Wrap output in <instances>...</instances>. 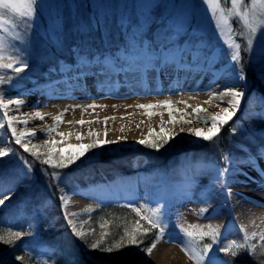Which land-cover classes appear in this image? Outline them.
I'll return each instance as SVG.
<instances>
[{
  "label": "rangeland",
  "instance_id": "obj_1",
  "mask_svg": "<svg viewBox=\"0 0 264 264\" xmlns=\"http://www.w3.org/2000/svg\"><path fill=\"white\" fill-rule=\"evenodd\" d=\"M42 2L44 7H38L37 13L32 20L31 33H25L29 37V43L25 44L23 41H20L16 45L26 51L28 67L25 71L18 74V78L17 74L6 70V75L14 78L9 84L0 85V89L6 87L25 89V86L22 87L19 84L23 79L30 80L33 78L35 80L33 75L39 72L48 74L54 70V67L46 66L54 54L53 51L57 50L59 53H65L68 49L69 41L72 39L67 34L77 29V23H88L92 17L103 18V23L98 28L89 25V31L86 33V35L95 37V42L105 39L112 40V37L117 34L124 38L127 41L126 44H128L129 38L135 32L136 38L142 39L139 42L143 45L146 43L143 33L147 32L152 24L163 22L159 26L160 28L155 27V30H153V35L151 36L153 45L162 43V40L169 42L170 38L173 37L174 42L171 45L173 51L180 45L183 47L184 55L190 51L199 54L210 53L211 55H216L220 60L226 59L225 66H232L228 55L230 50L227 49L224 40L218 38V30L214 26V21L211 20V11L208 10L210 6L202 3L201 0H42ZM186 5L188 7H185ZM220 7L224 9L225 15L228 16L227 10L231 8V0H220ZM244 7L250 11H254L257 16H264V0H244L241 10ZM56 23L60 25L61 31L64 34L63 43L50 41L45 36L49 27ZM229 27L234 32L243 30V25L236 16H228V26L223 28L225 38ZM17 31L24 32L23 23ZM4 35L7 38V34ZM189 36L190 38H188ZM181 38L184 39L180 40ZM76 40L79 39L76 38ZM237 42H240L239 38H237ZM211 45L220 47V50L223 51L222 54H220L218 49L210 51L209 46ZM90 50H93L91 45ZM84 53L86 52L84 51ZM116 53L117 51L108 55L115 58ZM105 54L107 52L103 55ZM103 55L101 59H103ZM72 56L74 65L65 60L57 61L58 66L56 70L59 74L66 67H72L67 69L75 72H86L89 70L91 66L79 67L76 55L73 53ZM122 64H125V62L118 61L116 67L118 68ZM242 65L247 75L246 85L252 86L249 93L257 95L261 100V97H264V93H261L257 89L256 83L251 79L254 77L251 72L253 70H259L261 72L264 69V56L257 52L252 55L251 62L249 63V55L242 52ZM233 69L236 71V68ZM48 75L50 76V74ZM53 78L54 76H50V79ZM90 100L93 101L92 103L104 105V107L94 109L86 108L83 106L88 105L84 102L87 99H80L81 103L79 105L81 107H69V112L64 118L70 119L84 111L87 117L85 123L98 119L101 115H109L110 117L108 119L110 120L120 116L136 117L145 122L141 127L143 128L145 126V129L138 135L139 139L135 143L123 142L115 148L109 144L104 148H98L95 152H91L86 158H81L68 168L58 170L62 175L56 182L50 181L42 173V167H47L42 166L39 161L33 163L35 161L34 158L29 153L24 152L23 148L20 146L17 148L6 142V149L11 147L13 153L0 158V178L3 179L6 189L14 187V194L10 200L6 201L3 206H0V223L4 222L6 218L8 222H11L6 224H15L20 220L22 222L20 223L21 225L27 222V228L31 225V230L35 233L31 235L30 241L39 242L37 240L39 238L38 234H40V231H37V228H40L37 222L38 218L42 219L44 217L56 230L65 228L69 234L71 233V226L67 224L62 211L61 201L59 199L61 195H66L69 202L73 197H76L78 192L88 191V194L84 195L81 199L82 202L72 211L70 210L68 212L81 213L79 216L71 217L75 219L77 229H81V221L90 220L97 206V202H101L102 205H111L114 207L112 211L125 215L131 213L130 208L126 207L127 204L134 203L136 207H139L147 203L151 207H161L163 211L166 234L162 239L157 241L169 240L171 237L170 241L184 254L183 257L186 258V263L192 264V261L189 260L188 256L181 249V243H186V238L180 232L179 226L183 225L187 227L189 224H210L213 227L215 226L210 222L212 221L211 219L202 218L200 214L193 212L188 206L178 208L177 206L169 205L171 199L166 194L165 187L167 186H161L158 182L171 171V166L182 157L187 159L184 161L185 166L191 165L188 159L213 166L214 164H219V161L222 160V155H229L233 160L244 161L246 164L247 162L245 161L249 157H253L254 160L259 159L256 157V154L258 147L264 144V123H260L256 119L244 121L239 116H234L233 121H230L229 124L222 128L217 138L213 141H205L197 138L188 131L189 129L195 128L203 129L204 122L170 124L167 123L169 120L168 111L163 106L149 109L148 111L150 112L160 113L151 116L145 114V109L136 107L138 104H155L159 101L169 100L174 108L181 109L183 104L175 93L148 94L146 96L132 95V97L126 98L99 97L91 98ZM205 113L206 110H203L199 113V116L207 117ZM181 115H184V113H174L173 118L178 119ZM184 118L194 120V117L187 115ZM161 126L167 132H175L179 133V135L175 136L159 151L138 143L140 139H143L147 135L150 127L159 131ZM232 126L238 129L236 134L230 133L229 129ZM89 133L86 132L84 138H88ZM91 136L95 139L103 138L99 133H92ZM39 139L40 141L35 144H43L46 137L40 136ZM33 142L34 140L24 141V143L30 146L34 144ZM58 146L61 147V145ZM65 150L67 151L68 148ZM20 157L32 163L34 174L31 178L21 175L23 166ZM88 162H93L95 165L86 164ZM118 165H126L132 168L133 171L130 173L125 171L115 172V166ZM107 167H110V169L106 170ZM48 171L51 172L52 169L49 168ZM125 181L133 191L124 186ZM52 183H55V186H50ZM80 183L83 184L80 185ZM142 184L145 186L152 185L151 188L153 189L148 190L146 188L145 190H139ZM120 188L123 191L115 194L117 195L116 198L110 197L112 196L111 193H116ZM163 194L164 198L162 196ZM28 209L29 211L27 212ZM131 214L135 216L134 213ZM99 222H102V220ZM92 224L93 222L86 224L84 230L92 228ZM262 228H264V225L261 228H256L252 232L259 233ZM219 231L221 236L213 252L219 260L227 261L228 264H231L230 261L224 260L222 256L226 258H232V256L225 255L219 252L218 249L232 241L242 242L243 235L239 234L230 223L222 229H219ZM70 237V242L62 245L58 244L54 248L41 246V243H31L28 251L32 254L36 262L48 261V264H53V262L57 264L59 261L62 264H98V262L87 257L88 260H79L76 253L80 247V251H83V249H86V246L75 240V237L71 234ZM256 241H258V236L256 237ZM205 242L210 241L205 238ZM128 247L120 249L121 252H124V256ZM86 255L88 256L89 254ZM243 255L253 257L254 262L252 264H264V256H261L259 251L255 255L247 251L241 252L236 257H243ZM49 257H51L50 260ZM147 261L148 253L145 252L144 264H147ZM5 263L2 261V264Z\"/></svg>",
  "mask_w": 264,
  "mask_h": 264
},
{
  "label": "snow or ice",
  "instance_id": "obj_2",
  "mask_svg": "<svg viewBox=\"0 0 264 264\" xmlns=\"http://www.w3.org/2000/svg\"><path fill=\"white\" fill-rule=\"evenodd\" d=\"M202 3L209 5L211 11V20L214 21V26L218 30V38H222L224 43L229 49V59L233 68H236V79L232 81L233 83L243 82L246 84L247 75L243 70L242 65V52L249 55V63L251 62L252 55L259 52L264 56V16H257L254 11H250L248 8L244 7V0H231V8L227 10L228 16H236L243 25V30L239 32H234L230 27L228 29L227 36L223 28L228 26V16L225 15L224 9L220 7V0H201ZM44 7L42 0H0V85L9 84L14 77L6 75V70L17 74L22 73L28 67L27 53L24 49L17 47V42L23 41L25 44L29 43V37L25 33H31L32 31V20L36 15L37 10ZM59 7V6H57ZM185 7H188L187 5ZM219 13V14H218ZM186 19V17H185ZM23 23L24 32L17 31L20 25ZM103 23V18L92 17L88 23L81 24L77 23V31L86 34L89 31V25L99 27ZM4 34H7V38ZM45 36L48 40L63 43L64 34L61 31V27L58 23L52 24ZM237 38L240 42H237ZM75 55L78 61L79 67L91 66L93 64L98 65L102 70L111 69L113 71H136V70H146L148 67L153 69L157 68L156 61H159V67L162 69L172 63L179 64V60L169 59L168 56H156L154 53L149 52V45L141 44L136 38V33L134 32L132 37L129 38V42L124 48L117 51L116 57L113 58L111 55H94L90 60L87 55H82L81 53L85 50H90V44L86 40H81L79 44H76L70 49ZM148 61L145 63V61ZM118 61H124L125 67L117 68L116 65ZM260 78L264 79V70L260 74ZM4 92L0 89V109H8L11 105H16L19 107L25 101L22 99H11L5 100L3 98ZM212 96L219 97L221 102H224V97L229 96L230 99L227 100L229 107L222 108L219 112L212 114L210 117H200L199 113L203 109L198 105L193 108L192 111L185 112L184 109H177L172 106L171 101L164 100L159 101L155 104H138L136 107L145 109L146 115H157L160 113H153L148 111L149 109L157 108L163 106L169 115V120L167 123H193V122H204L210 121L211 126L204 131L200 128L189 129V133L194 134L197 138H201L205 141H213L218 137L222 128L233 121V117L237 114L241 107V100L245 97V91H239L235 87H225L223 91L219 93L213 91ZM75 107H81L80 105H74ZM86 108H97L104 107V105H97L95 103L85 105ZM186 107H188L186 105ZM67 109H65L66 111ZM174 113H184L178 119H174ZM62 115L58 114L55 116L53 125L48 126L43 131L46 133L53 130L57 124L62 122ZM194 117L193 119H184V116ZM35 116L38 118H43L42 114L37 112ZM251 119H257L264 121V97H261L259 104H254L253 109L250 112ZM108 117H105L107 120ZM3 120L6 122L7 128L11 131L12 137L15 139V143L23 148L24 152L29 153L35 161H39L42 166H47V168L41 169L42 173L52 182H56L61 177V172L58 170L68 168L69 166L75 164L81 158H86L91 150L101 148L105 144L119 143L120 140L125 139L123 137H118L115 141L110 140H95L91 143H80L76 145H67L68 150L59 147L58 145L63 144L64 141L56 140H45L43 144H32L31 146L24 143L25 137H35L36 132L29 129L26 132H20L17 134L15 127H13V122L16 117L9 116L7 112L3 114ZM20 123H27L26 120L18 121ZM71 123V122H69ZM77 123L83 124L85 121L80 120ZM90 123V121H89ZM5 124L0 123V129H2ZM183 131V129H181ZM231 134H236L238 129L235 126L229 129ZM92 133H89L91 135ZM58 136L64 137L66 134L63 132H58ZM68 135H71L69 133ZM179 133H169L165 130L163 126L160 127L159 131L153 128H149L147 135L138 141L139 144L145 145L146 147L155 149L159 151L165 145L169 143L175 136ZM76 139H82V136L77 133ZM2 142V141H0ZM43 149V151H41ZM13 153V149L9 147L8 149L0 148V157H5ZM256 157L264 158V144L258 147ZM23 170L21 175L24 177L31 178L34 174L33 165L23 157H20ZM221 159L225 160L231 167H225L223 169H218L216 178L213 184L219 183L221 190L226 189L225 195H231V188L228 187V181L226 177L231 174L233 177L238 175H246L243 169L240 167L242 163L240 160H233L229 155H222ZM254 158L249 157L247 159V164L250 167H255L253 163ZM52 169L51 172L48 169ZM260 175L264 177V169L261 170ZM50 186H55V183L50 184ZM211 190V189H210ZM14 194V187L5 188L4 181L0 178V206H3L6 201L10 200ZM61 201V206H66L68 204V199L66 195H61L59 197ZM126 207L130 208L131 213L135 214L136 219L129 222L128 220H121L120 223H115L116 220L120 218L116 217L112 220L104 219L102 222L98 223V228L100 231L97 233L96 228H89L84 230L85 225L90 223V221H81V229H77L75 219L71 217H76L81 215V213H68L65 212L64 216L67 224L71 226V235L75 238L81 240H86L88 236H93L95 239L88 244V247L95 250H100L103 252H114L118 251L129 245L141 246L143 244V237L153 230H156V239H162L166 234L165 220L163 218V211L161 207H151L149 204L145 203L136 207L134 203H129ZM206 209L200 210V215ZM110 225H114L116 231H113ZM29 225V229H31ZM180 232L183 237L186 238V243H181V249L188 256L192 264H228L227 261H221L213 252V249L217 247V241L219 240L221 233L217 227L212 225H200V224H189L187 227L180 225ZM239 232H242L243 241L229 242L224 247L218 249L219 252L225 255H231L236 257L241 252H249L255 255L258 251L261 256H264V228L260 230L259 233L252 232L248 233L243 225L239 227ZM34 231L31 230H12L11 228L5 233L0 231V243L8 244L10 246H15L16 241L20 240L24 236L34 235ZM258 236V241L256 237ZM207 238L210 242H205ZM171 240V237L169 238ZM256 241V242H253ZM156 247V241L147 248H142L143 251L151 254L153 248ZM16 261H23L24 256L17 255L15 257ZM51 257H49V260ZM38 264H48V261H40ZM55 264V262H53Z\"/></svg>",
  "mask_w": 264,
  "mask_h": 264
},
{
  "label": "bare ground",
  "instance_id": "obj_3",
  "mask_svg": "<svg viewBox=\"0 0 264 264\" xmlns=\"http://www.w3.org/2000/svg\"><path fill=\"white\" fill-rule=\"evenodd\" d=\"M170 50L172 49L169 48V50L163 51L161 55L168 56L169 59L174 61L179 60V64L174 62L162 69L159 67V61H156L157 68L155 69L148 67L146 70L136 71L102 70L98 67L86 72H79L80 79L75 81L69 80L67 75L60 76V74L53 79H49L48 74H55V71L52 70L48 74L39 72L33 75L35 79L42 80L38 83H35L33 78L34 81L32 79H23L19 84L22 87L25 86V89H17L15 87L2 89L5 100L18 98L25 102L19 107L11 105L8 109H0V123L5 124L0 129V141H2L0 142V148L6 149V142L17 148L20 146L15 143L11 131L7 128L6 122L3 120L4 112H7L9 116L16 117V120L13 122V127H15L17 134L26 132L29 129L36 132L35 137L24 138V141L34 140V144L40 141V136L46 137L45 140H63L64 143L60 145L65 149L67 145L87 144L97 140L91 135H88V138H84L86 132L99 133L103 137L99 140L107 139L115 141L118 137L125 138L120 140L119 143L109 144L114 148L123 142L135 143L139 139L138 135L145 129V126L141 128L145 122L136 117L120 116L113 120H105V117L109 118L110 116L101 115L100 118L83 124L77 123V121L87 120L85 111L80 112V114L70 119H65L64 117L68 114L69 107L81 103L80 99H87L84 102L89 104L93 102L90 100L91 98H126L132 97V95L146 96L148 94H158L160 87L159 81L161 79L167 82L162 87L170 91L168 93L178 95L183 104L181 109L190 113L193 108L199 105L203 110H206L205 116L207 117L219 112L222 108L229 107L227 104V100L230 99L229 96H225L224 102H221L218 95L212 96L211 92L215 91L219 93L225 87H235L239 91H245L246 95L242 98L240 110L235 116H239L244 121L251 120L250 112L254 104H259L260 99L257 95L249 93L252 86H247L243 82H232L236 79V71L233 68L231 69L228 65L218 66L215 60L216 55L209 56L198 65L192 64L187 67L178 58L179 55L174 51L171 53ZM147 62L146 60L145 63ZM206 62L209 63V66L204 65ZM125 66V64H122L118 68ZM261 72L259 70H253L251 73L254 77L251 79L256 83L257 89L261 93H264V80L261 81L262 79H260ZM115 74H118V77L114 78ZM173 85L177 87V91ZM65 109L67 110L65 111ZM37 112L42 114V119L35 116ZM61 113H63L62 122L57 124L53 130L45 133L43 130L53 125V118ZM23 120H26L27 123L18 122ZM259 121L260 123H264L261 120ZM210 126L211 123L209 121L205 123L203 130L207 131ZM58 132H63L66 135L64 137L58 136ZM69 133L71 135H68ZM77 133L82 136V139H76ZM106 146L108 144L103 145L101 148ZM96 150L93 149L91 152L93 153ZM33 163H37V161ZM253 163L255 167L248 166L244 161L240 164V167L246 175L233 177L230 172L226 177L228 187L231 188L230 196L225 195L226 189L222 191L219 183L213 184L218 169L231 167L223 159L219 161V164H214L213 166L204 164L205 167H197L193 170L183 167L176 172L167 173L158 183L161 186H167L165 187L167 197H170L176 206H188L197 214H200L201 209H206L201 216L205 219H211L212 221L210 222L215 227L222 229L230 223L239 234L244 235L242 232H239L241 225L245 227L248 233L264 225V177L260 175L261 170L264 169V161ZM86 164L92 165L93 162ZM151 187L152 185H149V188L147 187L148 190L153 189ZM86 194H88V191H81L77 195L75 194L76 197H73L66 206L62 207L63 213L76 208ZM162 196L164 198V194ZM100 205L102 203L97 202L94 212ZM104 206L106 207V205ZM153 241H156V247L153 248L151 254L148 253L147 264H187L186 258L183 257L184 254L180 252V249L173 242L170 240L157 241L155 231L152 234L148 247ZM47 244L46 247L54 248L61 243L50 240L47 241ZM227 258L231 264H252L254 262V258L247 255ZM59 264H62V262H59Z\"/></svg>",
  "mask_w": 264,
  "mask_h": 264
},
{
  "label": "trees",
  "instance_id": "obj_4",
  "mask_svg": "<svg viewBox=\"0 0 264 264\" xmlns=\"http://www.w3.org/2000/svg\"><path fill=\"white\" fill-rule=\"evenodd\" d=\"M163 22H159L156 24H152L150 26V29L147 30V32L143 33L144 34V38L146 39V42L148 43L149 47H153L154 45L152 44V33L153 30H155V27L160 28L159 26L162 25ZM116 29L119 30V28L116 27ZM113 30V29H112ZM68 36L72 37V39L69 41L70 43L68 44V49L65 53L63 52H58L53 51V55L51 56V60L46 64V66H49L51 62H55L58 58H71V53L72 51L70 50L72 47H74L76 44H79L81 42V40H86V41H90L88 42L91 47L93 48V50H85V52L90 55L92 53H96V52H101V51H106L105 49L109 50V51H114L117 49H122L124 48V46H126V42L124 40V38H122L119 35H114L112 37V40H108L105 39L103 41H99V42H95V37L91 36V35H86L83 34L81 32H78L77 29L72 32L67 34ZM79 39V40H76ZM190 38V36L188 37ZM81 39V40H80ZM174 38H170V41H174ZM184 38H181L180 40H182ZM141 39H138V41ZM177 40V39H175ZM80 41V42H79ZM165 40H162V42ZM83 54H86L84 52H82ZM45 65V63H44ZM31 73V72H30ZM93 165H95L93 163ZM116 167V171L115 172H130L132 171V168L127 167L126 165L121 166H115ZM110 167H107L106 170H109ZM112 208H114L111 205H106V207L104 205H100L96 211L91 215L90 218V222H93L92 224V228H96L97 233L100 231L98 228V221L100 220H104V219H109L112 220L116 217L120 218L119 220H116L115 223H120L121 220H128L129 222H131L132 220L136 219L135 216H133L131 213H128L127 215L125 214H120V213H115L114 211H112ZM123 209V208H121ZM29 211V209L27 210V212ZM38 225L40 226V228H37V231H40V234H38L39 238L42 240V242L45 245L47 244V241L50 240H55V241H59L62 244H66L67 242H70V234L67 232V230L64 228L62 230H56L54 229L50 223L46 220V219H38L37 220ZM110 227L112 228L113 231H116L115 226L114 225H110ZM12 230H20V229H25V230H31L29 228L26 227L25 224L20 225V222L17 221L14 225H6L3 222L0 223V231L2 232H7L9 229ZM32 231V230H31ZM154 231L156 232V230H153L151 233L145 235L143 237V244L141 246H136V245H129L128 249L126 250V254L124 256V252H121L120 250L118 251H114L111 253L108 252H103L100 250H95V249H91L88 247V244H90L95 237L93 236H88L86 238V240H81L79 238H75V240L81 242L82 244H84L86 246V249H83V251H80L81 247L78 249L76 256L78 257V259H82V260H94L96 262H98V264H144L145 262V251L142 250V248H147L150 241H151V237L152 234L154 233ZM31 236H24L22 237L20 240L16 241L15 246H10L8 244H4V243H0V262L2 264L3 262H6L5 264H38V262L35 261L34 257L32 256V254L29 253L28 249H29V245L30 241L27 240V238H30ZM91 240V241H90ZM86 254H89L88 256ZM17 255H22L24 256V260L23 261H16L15 257ZM88 259H87V258ZM139 257V258H138ZM59 264V261H58Z\"/></svg>",
  "mask_w": 264,
  "mask_h": 264
}]
</instances>
